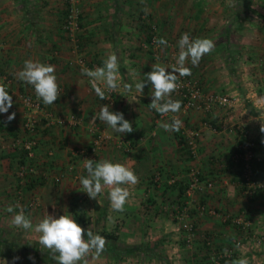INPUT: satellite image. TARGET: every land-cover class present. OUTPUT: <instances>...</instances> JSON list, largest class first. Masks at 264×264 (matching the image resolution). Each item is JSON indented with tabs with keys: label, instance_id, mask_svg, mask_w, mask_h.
Segmentation results:
<instances>
[{
	"label": "crops",
	"instance_id": "1",
	"mask_svg": "<svg viewBox=\"0 0 264 264\" xmlns=\"http://www.w3.org/2000/svg\"><path fill=\"white\" fill-rule=\"evenodd\" d=\"M67 6L66 0H0V84L2 78H11L8 92L13 99L8 113H0V264H33L30 255L35 264H57L39 244V234L10 226V205H19L14 210L23 209L33 225L48 214H67L84 229L102 224L115 228L117 241L106 238L104 252L97 259L87 257L88 264H231L239 258L264 264V133L260 131L264 125V0H84L77 51L63 37ZM149 23L158 38L167 40L165 48H148ZM184 33L194 39L210 38L215 44L197 66L190 59L186 62L202 91L239 98L228 114L220 108L208 113L179 111L185 127L198 133L197 154L191 158L179 132L161 127L170 120L159 118L150 107L152 88L146 86L144 93L137 94L134 87L152 64L170 66L169 55L173 50L178 56V41ZM144 39L145 43L140 42ZM78 51L89 69L103 66L109 54L118 56L121 87L112 92L111 104L95 94L89 78L82 74L85 67L77 63ZM26 59L55 66L61 96L52 105L41 100L45 110L59 120L49 131L45 124L37 125L38 146L29 163L38 171L21 179L17 171L23 159L12 142L25 136V109L19 96L30 85L15 74ZM124 83L132 85L130 92L124 91ZM105 104L122 112L134 131L121 135L94 119ZM12 112L15 119L8 122ZM71 113H79L82 121L71 124ZM94 123L111 138L93 157L75 154L74 149L91 143ZM246 133L255 145L252 177L261 184L251 196L244 193L240 166L233 160L246 138L240 136ZM85 158L119 162L134 170L139 182L126 186L130 196L123 213L111 209L108 188L97 200L83 192L79 181L87 175ZM194 171L201 181L189 206L192 196L185 198V190ZM157 173L160 178L155 182ZM208 181L212 187H206ZM179 202L185 206L183 220L194 225L190 240L186 231L176 229ZM198 204L209 211L199 213ZM114 242L125 246L126 252L122 254ZM41 251L46 253L42 258ZM213 251L230 252V256L215 263ZM14 257L19 259L13 262Z\"/></svg>",
	"mask_w": 264,
	"mask_h": 264
},
{
	"label": "clouds",
	"instance_id": "2",
	"mask_svg": "<svg viewBox=\"0 0 264 264\" xmlns=\"http://www.w3.org/2000/svg\"><path fill=\"white\" fill-rule=\"evenodd\" d=\"M147 13V8L144 9ZM159 45H167V40L159 38L154 40ZM179 54L175 58V64L165 66L159 62L151 65V70L144 73V79L137 81L134 85L137 94L144 93L146 86L152 88L150 107L162 116L169 113H179L181 101L173 100L171 94L178 89V79L191 74V68L186 66L190 59L193 66H197L206 54L212 52L215 47L214 41L210 38H190L188 33H184L178 41ZM158 59V58H157ZM55 66L32 59H26L23 67L15 75L17 79L24 81L34 88L35 95L42 100L45 105H52L61 96L60 89L55 75ZM81 72L89 78L91 88L101 99H107V91H116L121 87L119 81V59L115 53L109 54L103 61V66L94 69L82 68ZM103 85V87L101 86ZM125 92L132 90V85L124 83ZM123 95L122 93H119ZM124 96V95H123ZM13 105L12 95L0 84V113H8ZM15 112L7 115V121L15 119ZM98 118L109 126L113 132L121 135L132 133L133 124L125 119L124 114L110 110L109 105H102L99 109ZM182 121L173 116L172 120L162 123L161 127L165 131H179ZM260 131L264 133V125L261 124ZM264 142V141H262ZM84 168L87 175L80 177V185L90 199L97 200L98 196L108 188V199L113 211L123 213L125 204L130 196L129 188L139 182L134 170L125 164L110 160L95 162L93 159H84ZM16 206H8L7 211L12 213L10 226L33 230L38 235V242L43 248L49 250V254L57 264H88L87 257L97 259L105 250L106 238L100 234H94L89 227L85 230L80 226L73 215L55 216L48 214L38 223L33 225L32 220L24 213L14 210ZM110 222H114L113 217H109ZM86 232V238H85ZM35 264V257L29 256ZM19 259L13 258V262ZM231 264H249L245 258H239Z\"/></svg>",
	"mask_w": 264,
	"mask_h": 264
},
{
	"label": "built area",
	"instance_id": "3",
	"mask_svg": "<svg viewBox=\"0 0 264 264\" xmlns=\"http://www.w3.org/2000/svg\"><path fill=\"white\" fill-rule=\"evenodd\" d=\"M68 2V6L66 9V13L63 18V31L67 38H69L73 42L78 41V36L80 35L81 27H80V18H79V10L77 4L82 2L83 0H66ZM150 31H149V40L148 44L151 45L153 49L161 48L164 45H159L154 43V40L159 39L156 34L155 26L151 23ZM192 38V37H190ZM174 54L169 57V64H175L176 60ZM187 66V64H186ZM188 67V66H187ZM2 85L5 86L6 90H9V84L11 82V78H2ZM178 89L171 94V98L173 100L181 101V110H201L203 112H211L215 108H220L223 110L225 114H228L231 110L235 108L239 104V98L237 95L231 94H222L216 92L205 93L200 88L196 79L192 78L191 75L180 77L177 81ZM90 85V83H89ZM91 86V85H90ZM113 91L106 90L107 99L104 101L107 104H111L113 100L112 96ZM21 104L24 106L25 114L24 120L22 122V128L24 130V137L14 139L12 144L13 147L18 148L21 152L22 156V163L19 164L17 174L21 179H25L28 176H33L36 174L35 168L33 165L29 163V160L34 157L35 150L38 146V142L34 136L36 133L37 123L41 118L46 120L45 125L49 126L52 125L54 122V117L52 114L47 112L42 105L40 99H38L35 95L34 88L30 85L29 90L26 93H22L19 96ZM173 116L176 118H180L179 113H169L166 116H162L158 114L159 118H166L170 121L172 120ZM59 119H56V121ZM69 121L71 124L75 125L78 124L80 119L75 115L71 114L69 116ZM182 121V126L180 127L179 135L182 137V147L186 150L188 156L195 157L198 150V140H197V130L195 129H188L185 127L184 121ZM246 134H241L240 137L245 138L243 142L241 140L240 144L238 145L237 151L233 154V160L239 164L240 166V177L242 183L245 187L244 193L248 196L255 194L260 188L261 184L256 182L252 177L251 172V160L253 158L254 152V143L251 139L246 136ZM109 134L104 129L94 130L93 138L91 143L89 144L88 148L86 149H77L74 153L75 154H82V155H89L91 157L95 156L96 152L100 147L109 139ZM70 168L72 166L70 165ZM191 182L189 186L185 190V196L190 197L191 190L196 187L198 180H199V172L194 171L191 175ZM159 174L154 175V181L157 182L159 180ZM174 179H171L170 182L172 183ZM207 187H212V182H206ZM186 205V204H184ZM178 215L179 224L177 225L176 229L178 231H186L187 232V239L190 240L193 233H194V225L193 222L183 220L186 216L185 209L181 206H178ZM197 210L199 213H203L209 209L206 208L204 205H198ZM230 252L226 251H213L212 261L218 263L223 258L229 257Z\"/></svg>",
	"mask_w": 264,
	"mask_h": 264
},
{
	"label": "rangeland",
	"instance_id": "4",
	"mask_svg": "<svg viewBox=\"0 0 264 264\" xmlns=\"http://www.w3.org/2000/svg\"><path fill=\"white\" fill-rule=\"evenodd\" d=\"M84 1V0H83ZM83 1L82 2H80V3H78L77 4V7H78V10H79V18H80V27L82 28L83 27V23H82V21H81V18H83L82 17V14H83V10L82 9H80V5L83 3ZM185 5H188V4H185ZM65 13H66V11H65ZM189 36L190 37H192V35H190L189 34ZM63 37H65L64 39H66L67 41H70L71 42V44L73 45V47L75 48V51H77V50H79L80 48V45H81V36L79 35L78 36V41L77 42H73V41H71L69 38H67L66 37V35H65V33H64V36ZM193 38V37H192ZM194 39V38H193ZM142 41V43H143V41H144V43L146 42V39H144V40H140V42ZM151 48V45H149L148 46V48ZM148 48H146L147 49V51H150ZM161 48H165L164 46H162ZM158 49H160V48H158ZM158 49H156V50H158ZM153 50H155V49H153ZM156 52V51H155ZM78 53V56H77V63L79 64V65H81V66H83V67H86V64L84 63V55H80V53L81 52H77ZM172 54H174V57L173 58H176L175 57V55H177L173 50L171 51V53H170V55H169V57L172 55ZM169 59L167 60V63L169 64ZM170 65V64H169ZM187 66H189V65H187ZM79 67V66H78ZM180 111H182V110H180ZM71 114H75L79 119H80V121L79 122H81L82 121V118H81V115L79 114V113H71ZM70 114V115H71ZM53 117H54V122L56 121V119L59 117V116H57V115H53ZM54 122H53V124H54ZM44 125L45 123H46V120L44 119V118H41L39 121H38V123H37V125ZM185 123V122H184ZM52 125H49V126H46L45 125V127L44 128H47V130L48 129H50V127H51ZM97 128H99V129H104L102 126H100L98 123H94L93 124V126H92V129H91V138H93V132H94V130H97ZM23 129V128H22ZM190 129H194V128H190ZM42 130H45V129H42ZM49 131V130H48ZM24 134V133H23ZM110 136V135H109ZM23 137V135H21V136H19L18 138H22ZM111 137H109V139H110ZM108 139V140H109ZM122 139H124V138H122L121 137V139L120 140H122ZM37 142H38V139H37ZM79 149H86V148H88L87 146L86 147H83V148H81V147H78ZM77 149H74V152L76 151ZM189 158H191L190 156H189ZM33 164V163H32ZM70 165V164H69ZM33 166H34V168H35V171H36V173H37V167L35 166V164H33ZM71 166H72V169H74V166H73V164H71ZM71 169V170H72ZM176 180V179H175ZM201 181V179L199 178V180H198V183H197V185H196V187H194L192 190H191V195L190 196H192V197H190V201H189V206H192V204H193V194H194V190H196L197 188H198V185H199V182ZM191 182V179L189 180V182L188 183H186L187 185V187L189 186V183ZM153 184V183H152ZM206 184V183H205ZM207 187V186H206ZM83 197V196H82ZM84 198V197H83ZM185 198H186V196H185ZM192 198V199H191ZM188 201V200H187ZM172 205V204H171ZM198 205H204V204H198ZM173 206V205H172ZM197 206V205H196ZM195 206V207H196ZM205 206V205H204ZM187 207V206H186ZM186 209H188V207L186 208ZM171 210L172 211H174L175 210V207H171ZM171 211V216L172 215H174V212H172ZM178 215L179 213H175V215ZM108 225V224H107ZM107 225H105V224H102V225H99V226H97V225H89L87 228H85V230H87L89 227L91 228V230L93 231V233L94 234H100L101 235V232L102 231H106L107 229H108V232H111L112 234H115L114 232H116V229L115 228H113V227H111V226H107ZM106 227H107V229H106ZM85 238H86V232H85ZM113 242V241H112ZM113 244V243H112ZM114 246L117 248V249H119L120 251L122 250L123 251V249L125 250L126 248H125V246H120V245H118V243L116 242H114ZM117 246H119V247H117ZM132 248V247H131ZM126 251V250H125ZM108 255V254H107ZM119 255V254H118ZM166 256V255H165ZM158 257V256H157ZM161 257H162V254H161ZM163 258V257H162ZM165 258H168V257H165ZM107 259H110V258H107ZM109 260H105V262H108ZM138 261V260H137ZM147 263H149V262H146L145 264H147ZM153 264H158L157 263V261H154L153 262Z\"/></svg>",
	"mask_w": 264,
	"mask_h": 264
},
{
	"label": "trees",
	"instance_id": "5",
	"mask_svg": "<svg viewBox=\"0 0 264 264\" xmlns=\"http://www.w3.org/2000/svg\"><path fill=\"white\" fill-rule=\"evenodd\" d=\"M182 193H184V191H182L181 194ZM179 203L180 204H178V206L183 205L181 202H179ZM101 235H103L105 238L110 239L112 241H117V239H118L117 235H114V234L109 233V232H106V231H102L101 232ZM118 245H121V244H118ZM125 252L126 251H122L121 253L124 254ZM40 254H41V258H42V256L46 255V253L45 252H42V251L40 252ZM43 259H45V257ZM223 259H225V258H223Z\"/></svg>",
	"mask_w": 264,
	"mask_h": 264
}]
</instances>
